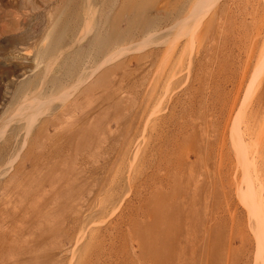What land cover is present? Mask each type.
Instances as JSON below:
<instances>
[{"label":"rangeland","instance_id":"rangeland-1","mask_svg":"<svg viewBox=\"0 0 264 264\" xmlns=\"http://www.w3.org/2000/svg\"><path fill=\"white\" fill-rule=\"evenodd\" d=\"M194 1L0 0V264H264V0Z\"/></svg>","mask_w":264,"mask_h":264},{"label":"bare ground","instance_id":"bare-ground-1","mask_svg":"<svg viewBox=\"0 0 264 264\" xmlns=\"http://www.w3.org/2000/svg\"><path fill=\"white\" fill-rule=\"evenodd\" d=\"M87 1H90V0H87ZM104 1V0H103ZM193 1V0H192ZM197 1V0H196ZM196 1H194V2H196ZM211 1V0H210ZM215 1V0H214ZM32 2H35V1H32ZM110 2V1H109ZM194 2L192 3V5H196V6H198L197 5V2H196V4H194ZM201 2V3H200ZM200 2H198V4L200 3V5L202 4V0L200 1ZM209 2V1H208ZM84 3H85V0H84ZM90 3V2H89ZM207 3V2H206ZM26 4V3H25ZM33 4H35V3H33ZM101 4V3H100ZM203 4H205L204 3V1H203ZM103 5V4H102ZM206 6H204V7H207L208 5L207 4H205ZM84 6V5H83ZM101 6V5H100ZM191 6V5H190ZM213 6V5H212ZM86 7V6H85ZM194 7V6H193ZM215 7V6H214ZM101 8H103V7H101ZM191 8H192V6L189 8L190 9V11H191ZM195 8V7H194ZM197 8V7H196ZM203 8V7H202ZM213 8V7H212ZM83 9V8H82ZM87 9V8H86ZM199 9V8H198ZM207 9H209V8H207ZM211 9V8H210ZM200 10V9H199ZM212 10V9H211ZM210 10V11H211ZM85 11V10H84ZM87 11V10H86ZM91 11H93V10H91ZM201 11V10H200ZM191 12H193L194 13V11H191ZM198 12V11H197ZM205 12H206V10H205ZM86 13V12H85ZM192 13V15H194ZM199 13V12H198ZM198 13H197V15H198ZM201 13H202V11L199 13V15L201 16ZM187 14V13H186ZM86 15V19L84 20V23H83V31L85 32H92L93 33V31H94V28H93V26L95 25H93V23H94V19H95V15L92 13V12H89V11H87V13L85 14ZM93 15H94V17H93ZM198 15V16H199ZM185 16V15H184ZM197 17V16H196ZM204 17V16H203ZM203 17H200V18H203ZM90 19V20H89ZM186 19H187V17H186ZM197 19H199V18H197ZM31 20V19H30ZM203 21V20H202ZM25 26V25H24ZM99 26V25H98ZM95 27V26H94ZM82 28V27H81ZM81 28H80V31H81ZM187 28H189V27H187ZM31 30V29H30ZM50 30V29H49ZM48 30V31H49ZM96 31H94V32H100L101 33V30L97 27L96 29H95ZM79 31V32H80ZM82 31V32H83ZM18 32V31H17ZM22 32V31H21ZM29 32V31H28ZM48 33V32H47ZM79 34V33H78ZM95 34V33H94ZM27 35V34H26ZM29 35V34H28ZM47 35V34H46ZM96 35V34H95ZM98 35V34H97ZM78 36V35H77ZM86 36H88V35H86ZM99 36V35H98ZM19 37V36H18ZM89 37V36H88ZM47 38H48V36L45 38L44 37V41H45V39L47 40ZM85 38V37H84ZM17 39V38H16ZM31 38L29 37V36H22V37H20V40H17V41H19L21 44H25V42H28L29 40H30ZM94 38L93 37H91V35H90V38H88V40H87V43H91V41H95V40H93ZM73 40H74V38H73ZM76 40V39H75ZM82 40V36H81V39H78V41L80 42ZM85 40H86V38H85ZM43 41V40H42ZM43 41V42H44ZM98 41H99V39H98ZM152 41V40H151ZM42 43V42H41ZM40 43V44H41ZM74 43V42H73ZM84 43V42H83ZM39 44V45H40ZM45 44V43H44ZM79 43H77V44H71V45H69L68 47H66L65 46V48L63 49V50H61L62 48H63V45L61 46L62 48L60 49V52H59V54H57V56H56V58H54V60L53 61H51V62H49L47 65H46V67H45V70H46V73L47 72H50V70L51 69H53L52 68V66L55 64L56 65V62L60 59H62V58H64V57H68L69 55H71V54H73L74 52H76V49H79V48H81V44H79ZM9 45H11V44H9ZM13 45V44H12ZM11 45V46H12ZM66 45V44H65ZM264 45V44H263ZM175 46H176V43H175ZM172 47V46H171ZM82 49V48H81ZM264 49V48H263ZM10 50V49H9ZM29 51V50H28ZM23 53V52H22ZM31 53V52H30ZM28 55V54H27ZM56 55V54H55ZM264 56V55H263ZM23 57V56H22ZM25 57V56H24ZM70 57V56H69ZM262 57V56H261ZM17 58V57H16ZM26 58V57H25ZM67 59V58H66ZM59 60V61H60ZM34 62V61H33ZM61 62V61H60ZM68 63V62H67ZM83 64H85V62L83 63ZM59 65V67H60V64H58ZM63 65V64H62ZM86 65V64H85ZM85 65L83 66L84 68H86L85 67ZM57 66V65H56ZM68 66V65H67ZM11 67V66H10ZM99 67L100 66H97L96 68H94L92 71L94 72V73H96V71L99 69ZM6 68V67H5ZM38 69V68H37ZM56 69V68H55ZM83 69V68H82ZM80 70L81 71V78L83 77V72L84 71H86V70ZM13 70V69H12ZM33 70V69H32ZM54 70V69H53ZM57 70V69H56ZM53 72V71H52ZM56 73V72H55ZM58 73V72H57ZM56 73V74H57ZM49 74V73H48ZM47 74V75H48ZM80 74V73H79ZM25 75V74H24ZM24 77V76H23ZM84 79V78H83ZM83 79L82 80H80L79 82H80V84L81 83H83ZM76 80V79H75ZM253 80V79H252ZM42 82V81H41ZM86 82V81H85ZM75 86H76V84H75ZM76 88V87H75ZM62 90V89H61ZM26 92V91H25ZM41 94V93H40ZM42 95V94H41ZM39 96L38 94L35 96V95H32L31 97H29L28 98V100H27V102L26 101H24V103L23 104H16L17 106H15L6 116V118H8L7 120H6V124H8V123H11L12 121L13 122H16V123H18L19 121H21V120H29V121H32V119L36 116V114H37V112H36V114H35V111L37 110L36 108H40L42 105L44 106V104H45V101L41 98L42 96ZM69 95V94H68ZM42 106V107H43ZM41 110V109H40ZM5 115V114H4ZM38 115V114H37ZM4 117V116H3ZM53 117V116H52ZM3 119V118H2ZM1 119V120H2ZM23 121H21V122H23ZM8 122V123H7ZM33 122V121H32ZM34 123V122H33ZM27 124H30V123H28L27 122ZM25 125V124H24ZM31 125V124H30ZM8 127V126H7ZM29 127V126H28ZM1 130V129H0ZM5 130V129H4ZM3 134H5V133H3Z\"/></svg>","mask_w":264,"mask_h":264}]
</instances>
